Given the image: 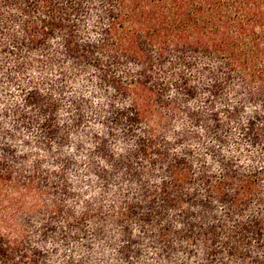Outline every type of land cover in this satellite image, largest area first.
Wrapping results in <instances>:
<instances>
[{
	"label": "trees",
	"instance_id": "trees-1",
	"mask_svg": "<svg viewBox=\"0 0 264 264\" xmlns=\"http://www.w3.org/2000/svg\"><path fill=\"white\" fill-rule=\"evenodd\" d=\"M0 264H264V0H0Z\"/></svg>",
	"mask_w": 264,
	"mask_h": 264
}]
</instances>
